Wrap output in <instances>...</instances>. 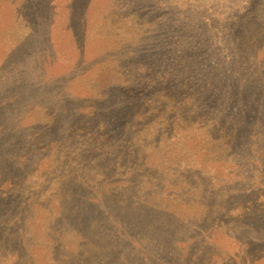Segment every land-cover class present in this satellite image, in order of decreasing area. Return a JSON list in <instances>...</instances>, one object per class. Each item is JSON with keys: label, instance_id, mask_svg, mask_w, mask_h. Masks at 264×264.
Returning <instances> with one entry per match:
<instances>
[{"label": "rangeland", "instance_id": "374dc122", "mask_svg": "<svg viewBox=\"0 0 264 264\" xmlns=\"http://www.w3.org/2000/svg\"><path fill=\"white\" fill-rule=\"evenodd\" d=\"M262 17L264 0H0V184L48 170L47 185L1 198L0 264H264V204L253 201L264 195V70L237 84L233 69ZM98 64L126 69L124 81ZM186 80L200 107L241 118L233 166L196 158L173 174L156 156L149 169L111 171L115 156L78 148L77 127L127 133L133 113L161 101L148 85L178 98ZM204 172L215 175L207 194Z\"/></svg>", "mask_w": 264, "mask_h": 264}, {"label": "trees", "instance_id": "16d2710c", "mask_svg": "<svg viewBox=\"0 0 264 264\" xmlns=\"http://www.w3.org/2000/svg\"><path fill=\"white\" fill-rule=\"evenodd\" d=\"M259 22V26L255 22L256 28L247 31L238 40V49L234 53L236 64L233 66L237 74L235 81L237 84H241L243 80L245 81V78L251 79L253 71L257 69L258 65L264 70V18H260ZM128 32L132 34V28L128 27ZM134 33L137 34L139 32ZM97 66L98 70L107 67L112 68L116 72L113 75L114 82L124 81L126 69L120 70V67L114 64H98ZM154 67L152 70L148 69L150 79L155 77L153 74L157 75L155 72L152 73ZM137 76L138 74H135L130 78V81L132 80L129 82L130 87H140L141 82L134 81ZM148 87L156 88L155 90H157L156 93L158 94L156 99H160L161 101L155 102V106L152 102L145 109L142 106L140 112L133 113L137 121L130 123L127 133L118 132L115 134L114 130L109 127L97 128L95 125L91 127L89 124H85L76 128L78 132V148L85 147L86 151L92 154L97 153L98 157L96 159L102 161L105 160L104 156H115L116 166L111 171L129 169L133 164H138L141 168L144 166V168L149 169L151 166L147 161L154 160L156 156H160V160L167 168H170L172 165L174 166L173 174L176 173L175 171L179 169V166L186 165V167L195 168L198 164L197 161L195 162L196 158L203 162H212L217 168L234 165H229V163L237 152L230 147L232 144L240 145L237 142L244 136L238 124L241 120L239 116H225L220 112L218 113L217 110L210 111L204 107H200L202 89L191 81L186 80L181 82L179 90H176V94L179 92L178 98L167 94L163 89L158 90L160 86L150 84ZM261 96L262 103L260 105H264V95ZM48 111L46 114L48 119L50 117V122H54L58 117L57 113L51 108ZM133 112H135V109ZM44 122L48 121L44 118L41 119L39 124H45ZM117 148L120 150L126 148L128 153H118L116 151ZM88 157H91V154H88ZM89 163L95 165L93 161ZM163 164L159 168L160 171L161 169L164 170ZM27 169H29V173L25 177L18 175L17 179L12 181L7 180L3 184H0V201L7 193L13 192L16 194L17 192H24L26 188L33 190L36 187H43L44 184L47 185L48 182H44L40 176L41 172L47 173V169H42L38 165ZM207 171L209 172L210 170L207 169ZM204 174L210 177L205 182L209 185L208 188H205L207 194V192H210V188H212L215 175L205 172ZM260 176L256 178V182L264 190V175ZM227 183H223L219 188H215L216 193L222 194L220 189L224 186H229ZM257 183L255 189H257ZM148 190L149 195L152 196L155 190L153 188ZM243 191L241 190L239 194L246 195L247 197L251 195ZM180 194L185 195V198L190 197L191 204H202V201L205 200L198 196L196 190L188 189L186 192ZM258 194H260L258 198L253 201L256 204H264V195ZM237 201L238 199H232L228 202L236 204L235 202ZM238 204L246 203L239 202ZM70 240L72 238L65 234V238L61 242L69 245ZM24 241L28 246L37 245V240L35 239H26ZM59 243V240L52 241V248L55 250L54 247Z\"/></svg>", "mask_w": 264, "mask_h": 264}]
</instances>
